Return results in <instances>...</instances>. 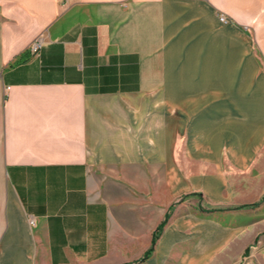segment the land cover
<instances>
[{"label":"crops","instance_id":"1","mask_svg":"<svg viewBox=\"0 0 264 264\" xmlns=\"http://www.w3.org/2000/svg\"><path fill=\"white\" fill-rule=\"evenodd\" d=\"M262 192L264 0H0V264H237Z\"/></svg>","mask_w":264,"mask_h":264},{"label":"rangeland","instance_id":"2","mask_svg":"<svg viewBox=\"0 0 264 264\" xmlns=\"http://www.w3.org/2000/svg\"><path fill=\"white\" fill-rule=\"evenodd\" d=\"M228 169H230V168H227V170ZM208 172L212 173V172H215V171L209 170ZM261 172H263V170ZM257 178H258V179H256L257 183H259L261 181L262 177H261V175L257 174ZM232 181H233L232 175H230V174L228 175L227 180L224 179V183H226L228 186H232V184H231ZM200 193L203 194V192H192V194L187 195L186 197L180 198L179 202H181V203L188 202V206L190 208H193L194 210L195 209L196 210L198 209V210H201V211H203V210H207V211L213 210L211 208H210V210L207 209V207L210 206L209 204H213V202L208 197H206L205 195H201ZM219 195H220L221 198H223L222 200H228L230 198V196H231L228 191L224 192L223 195H221V194H219ZM258 197H260L259 200L257 202H255V203H253V204H250L249 206L253 207V208L254 207L255 208L256 207L259 208L260 209V213L259 214H260V216H262V214H263V203H264V192H262L261 195H258ZM224 205H226V204H224ZM214 206H218V205L215 204ZM221 207H223V204H221ZM229 207H231V206H229ZM244 207H247V206L246 205L242 206V208H244ZM166 221L168 222V220H166ZM163 231H164V229H163ZM212 232L215 235H219V233H220V231L218 229H216V230H214ZM263 235H264L263 233H258V237L256 238V241L254 243H252L251 246L249 247V249H247L245 251L244 255L241 256L242 257L241 261H239L237 264H263V245H264V243H263ZM152 254H153V252H152ZM151 255L149 256V258L151 257Z\"/></svg>","mask_w":264,"mask_h":264},{"label":"built area","instance_id":"3","mask_svg":"<svg viewBox=\"0 0 264 264\" xmlns=\"http://www.w3.org/2000/svg\"><path fill=\"white\" fill-rule=\"evenodd\" d=\"M61 7H68L72 0H58ZM222 21H226L227 18L224 16H221ZM46 45V40L44 36H40L34 40L30 47V53L34 56H39L41 51ZM29 223L31 226H35V219L32 218L29 220Z\"/></svg>","mask_w":264,"mask_h":264},{"label":"trees","instance_id":"4","mask_svg":"<svg viewBox=\"0 0 264 264\" xmlns=\"http://www.w3.org/2000/svg\"><path fill=\"white\" fill-rule=\"evenodd\" d=\"M167 221L163 222L160 227L158 228V230L155 232L154 236H153V245L152 248L145 254V256L143 257V259H141V261H144L146 259L149 258V256L152 254V252L154 251V246L156 245L160 235L163 232L164 227L166 226Z\"/></svg>","mask_w":264,"mask_h":264}]
</instances>
